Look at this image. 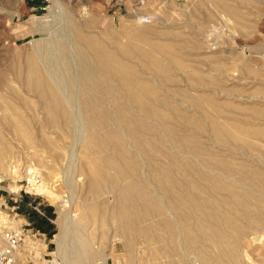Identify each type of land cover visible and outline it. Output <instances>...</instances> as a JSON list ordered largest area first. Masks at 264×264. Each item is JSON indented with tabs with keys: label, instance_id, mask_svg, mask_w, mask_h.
I'll return each instance as SVG.
<instances>
[{
	"label": "bare ground",
	"instance_id": "obj_1",
	"mask_svg": "<svg viewBox=\"0 0 264 264\" xmlns=\"http://www.w3.org/2000/svg\"><path fill=\"white\" fill-rule=\"evenodd\" d=\"M142 19L137 17V22L153 20L151 16ZM150 27L140 24L129 32L108 31L106 45L94 35L74 34L68 27L50 33L29 56L25 90L41 103L51 125L60 122L69 136L74 134L76 144L85 141L90 159H86L88 168L84 166L86 173L82 174L89 176L88 190L95 197L112 194V200L97 204L102 211L108 209L111 217L101 214L98 221L114 227L116 240L126 250L137 235L162 242L164 253H176L188 264H228L226 258L234 264L239 258L227 240L247 236L254 240L264 227V169L248 163L259 161L258 157L243 154L245 161L220 152H235L229 143L240 139L233 137L232 130H245L230 129L218 116L204 118L208 106L218 107L212 97L164 89L165 82L174 81L170 73L175 71H180L187 86L206 87L207 83L178 58L177 48L182 43L156 41L164 36ZM122 37L127 39L125 44L120 42ZM204 40H212L211 34ZM78 97L82 111L89 114L84 122L77 116L76 105L73 108L71 104ZM13 127L17 130L19 124ZM254 132L251 129V134ZM43 143L53 146L51 139ZM66 172L64 177L68 178ZM70 177L64 178L66 186ZM44 186L39 185V189ZM68 190L73 192L72 184ZM69 199L60 201L54 254L60 259L69 242L70 261L89 264L96 256L95 249L82 227L75 220L68 221ZM91 207L88 212L92 213L97 206ZM209 211L218 214L209 215ZM155 215L161 217L144 228L139 226ZM237 221L242 224L239 228ZM2 228L0 224V232ZM174 238L183 239L177 248L172 244Z\"/></svg>",
	"mask_w": 264,
	"mask_h": 264
},
{
	"label": "rangeland",
	"instance_id": "obj_2",
	"mask_svg": "<svg viewBox=\"0 0 264 264\" xmlns=\"http://www.w3.org/2000/svg\"><path fill=\"white\" fill-rule=\"evenodd\" d=\"M136 16H142V20L151 16L153 20L138 23ZM140 24L163 34L164 37L156 41L182 43L177 48L178 58L184 66L191 68L190 71L197 73V78L207 83L206 87L187 86L180 71H175L170 73L174 81L165 82L164 89L186 91L193 97L206 93L218 107L208 106L204 118L209 114L218 116V120L225 122L230 129L239 130L241 127L245 130H232L233 137L240 139L234 144L229 143L237 154L220 152L245 161L243 154L254 156L264 163V0H0V224L2 229H25L16 264H50L51 261L69 264L72 261L67 253L69 242L65 243L63 251L66 253L62 255L66 260L62 257L60 260L54 254L60 201L69 198L72 212L69 211L68 221L75 220L73 222L82 227L91 240L92 249H95L96 256L93 261H88L89 264H188L176 253H164L162 242L146 241L137 235H133L130 249L126 250L116 240L114 227L102 226L98 221L100 215L111 217V214L108 209L102 211L97 204L103 199L112 200V194L95 197L88 190L89 176L82 174L83 171L86 173L84 166L88 168L86 159L89 158L85 141L76 144L74 134L69 136L70 132L64 130L60 122L51 125L41 103L24 87L29 56L36 44L45 42L50 33L68 27L74 34L94 35L106 45V39H110L108 31L129 32ZM207 34L212 36L209 43L204 40ZM122 38L120 42L125 44L127 39ZM71 104L73 108L76 105L80 121L89 118V114L81 109L79 97L77 101L71 100ZM13 124H19L17 130ZM251 129L258 134H251ZM45 139H51L53 146H45ZM249 161L264 169L260 166L262 164H257L258 159ZM82 167L85 170H81ZM68 168H71L70 172ZM64 171L69 174L68 178L73 176L67 186ZM32 174L37 178L33 177L30 182ZM41 184L45 185L44 189H39ZM71 184L72 195L68 190ZM22 201L24 203L20 206ZM28 203H39V206H49L53 210L54 227L49 234L37 230L41 223H37L38 220L33 222L34 210ZM89 206L97 208L91 213L88 212ZM215 213L218 214L212 211L208 214L217 215ZM171 214L175 219L174 212ZM160 217H150L139 226L144 228ZM237 225L239 228L241 221H237ZM255 235L254 240L251 236L227 240L239 258L234 264H264V227ZM179 240L174 238L172 241L176 248ZM226 259L231 264L232 261Z\"/></svg>",
	"mask_w": 264,
	"mask_h": 264
},
{
	"label": "built area",
	"instance_id": "obj_3",
	"mask_svg": "<svg viewBox=\"0 0 264 264\" xmlns=\"http://www.w3.org/2000/svg\"><path fill=\"white\" fill-rule=\"evenodd\" d=\"M32 174L30 182L33 181ZM0 232V264H14L16 260V254L20 250V245L24 240V230H8L1 229ZM50 264H55V261H51Z\"/></svg>",
	"mask_w": 264,
	"mask_h": 264
},
{
	"label": "crops",
	"instance_id": "obj_4",
	"mask_svg": "<svg viewBox=\"0 0 264 264\" xmlns=\"http://www.w3.org/2000/svg\"><path fill=\"white\" fill-rule=\"evenodd\" d=\"M23 203L24 202L22 201V203H20V206H22ZM28 205L31 207V209L34 210L32 212L33 215L31 216L32 218H34L33 222L35 223L38 220L37 223L38 222L41 223V227L37 230L41 229L42 233L49 234L54 227L52 225L53 221L51 219L52 218L51 213H53V210L49 206H45V205L39 206V203H35L34 205L31 203H28Z\"/></svg>",
	"mask_w": 264,
	"mask_h": 264
}]
</instances>
